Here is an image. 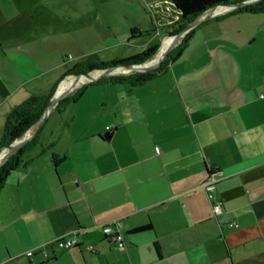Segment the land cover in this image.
<instances>
[{
    "label": "crops",
    "instance_id": "0c3cea01",
    "mask_svg": "<svg viewBox=\"0 0 264 264\" xmlns=\"http://www.w3.org/2000/svg\"><path fill=\"white\" fill-rule=\"evenodd\" d=\"M70 1L0 0V146L15 107L84 82L67 79L70 56L88 53L85 3ZM167 1L147 4L170 30L180 12ZM248 1L201 14L164 71L91 81L0 155L36 137L0 186V264H264V12L235 10ZM133 28L144 35L131 25L129 40ZM114 218L124 245L102 230ZM62 235L78 244L25 255Z\"/></svg>",
    "mask_w": 264,
    "mask_h": 264
},
{
    "label": "rangeland",
    "instance_id": "374dc122",
    "mask_svg": "<svg viewBox=\"0 0 264 264\" xmlns=\"http://www.w3.org/2000/svg\"><path fill=\"white\" fill-rule=\"evenodd\" d=\"M82 1L85 3L87 27L81 29V32L84 33L86 39L85 51H88L83 60L109 62L117 57L135 55L145 48L156 43L159 44L156 51L145 61L135 63L141 65L130 64L129 66L109 69L95 68L87 72L90 76L102 72L105 75L148 73L159 67L169 53L178 49L184 40V36L187 35L183 32L190 28L188 25L184 30L178 31L179 26L177 25L168 30L167 26L166 28L163 26L161 20L150 13L148 0H71L70 4L67 3L69 4L67 7H75L78 2L81 3ZM259 1L262 0L257 2ZM59 5L61 3L56 6ZM39 8L42 9L43 5ZM172 14V12H168V15L172 16ZM170 22L173 25L178 24L174 21ZM131 25H138L142 28L144 35L135 34L136 37L129 40L127 28ZM110 39L115 41V45H108ZM161 53H163L162 58H160ZM74 63L71 56L69 65L73 67ZM80 81L77 80L76 82L79 83Z\"/></svg>",
    "mask_w": 264,
    "mask_h": 264
},
{
    "label": "trees",
    "instance_id": "16d2710c",
    "mask_svg": "<svg viewBox=\"0 0 264 264\" xmlns=\"http://www.w3.org/2000/svg\"><path fill=\"white\" fill-rule=\"evenodd\" d=\"M244 0H173V5L177 11L180 12V20L177 21L179 24L178 31L184 30L189 24H191L194 20H196L201 14L206 11L214 8L219 4H228V3H237ZM235 10L237 11H262L264 12V0L255 2L253 4H245L242 5ZM134 33H137L135 28L132 29V37H134ZM143 33V32H141ZM189 35V32H188ZM188 35L184 37L182 44L185 43ZM159 44H155L151 47L145 48L141 52L123 57L116 58L109 62L105 61H94V60H85L76 63L67 73L70 75L67 79L75 80L76 76H82L87 72L98 68H117L123 67L129 64H135L138 62L145 61L152 53H154ZM182 45L178 47L172 53H169L163 63L157 67L152 69L148 73H134V74H112V75H101L97 79L92 82L96 83H105V82H122L128 81L132 85L143 84L153 76L158 73L164 71L169 63H171L179 53V50ZM162 55V54H161ZM160 58L163 57V55ZM82 81V77L79 78ZM90 82H83L82 85L77 89L76 93L71 97H63L57 103L56 109L65 106L71 99H76L79 93L89 84ZM56 90V89H55ZM55 90L45 95H33L26 99L23 103L18 105L13 109V111L9 114L6 123V129L4 136L2 138L0 152L7 148L10 144L17 140H21L32 127L36 126L45 111L49 108L52 98L55 95ZM36 137L31 138L30 140L24 142L20 147L13 152L7 160L0 166V186L2 185L6 175L9 171L16 165L19 164L20 156L22 150L27 149L35 143ZM209 177L214 174L215 167H208ZM151 224H147L141 227L139 230L149 229Z\"/></svg>",
    "mask_w": 264,
    "mask_h": 264
},
{
    "label": "built area",
    "instance_id": "2783aa9c",
    "mask_svg": "<svg viewBox=\"0 0 264 264\" xmlns=\"http://www.w3.org/2000/svg\"><path fill=\"white\" fill-rule=\"evenodd\" d=\"M167 2L171 5L173 4V1L168 0ZM209 13L211 15H214L216 12L214 10H211ZM183 33L185 34L187 33V31H184ZM17 141H20V140H17ZM219 180L220 178H218L215 175H212L211 177L208 178V180L204 182L203 186L206 189L210 190ZM209 196H210V199L212 200L215 213L221 214L224 210L223 202L215 198L212 192L209 193ZM236 224L237 222L235 221H232L230 223L231 226L236 225ZM101 227L106 236L112 237L119 245L125 244L124 231L122 227V221L120 218H114L111 221L102 224ZM77 244H78V238L76 235H72V236L62 235L42 245L28 249L25 252V255H27L29 258L32 259L37 253H41L45 257L46 260H50V259H53L54 257L53 249L51 248L53 245L59 248H71V247L76 246Z\"/></svg>",
    "mask_w": 264,
    "mask_h": 264
},
{
    "label": "water",
    "instance_id": "95a60500",
    "mask_svg": "<svg viewBox=\"0 0 264 264\" xmlns=\"http://www.w3.org/2000/svg\"><path fill=\"white\" fill-rule=\"evenodd\" d=\"M257 1H258V0H250V1H248V2H244L243 4H239V5L251 4V3H255V2H257ZM230 5H232V6H236V5H238V4H237V3L219 4V5L215 6V7H218V6H230ZM210 15H211V14L209 13L204 19H206L207 17H210ZM204 19H203V20H204ZM198 23H200V22H197L196 24H198ZM129 65H130V64H129ZM129 65H126V66H129ZM131 65L138 66V65H141V64H131ZM107 69H109V68H107ZM102 74H103V72H102V73H99V74H96L95 76H90V75L87 73V74H84V75H82V76H76V77H77V78L82 77V80H83L84 82H90V81H94L95 79H97V78H98L99 76H101ZM64 81H65V80L62 81V84H61V85L64 84ZM62 93H63V87L61 86V87L57 90V92L55 93L54 97L52 98L49 108H48V109L45 111V113L43 114L42 119H41V122H42V120H44V118L47 116V114H49V113H50V112L56 107L57 103L59 102V100H60L61 97H62ZM19 143H20V141H15V142H13V143L10 144L7 148L3 149V150L0 152V155L9 152V151L12 150L14 147H16L17 145H19Z\"/></svg>",
    "mask_w": 264,
    "mask_h": 264
},
{
    "label": "bare ground",
    "instance_id": "6f19581e",
    "mask_svg": "<svg viewBox=\"0 0 264 264\" xmlns=\"http://www.w3.org/2000/svg\"><path fill=\"white\" fill-rule=\"evenodd\" d=\"M222 8V7H221ZM163 54V53H162Z\"/></svg>",
    "mask_w": 264,
    "mask_h": 264
}]
</instances>
